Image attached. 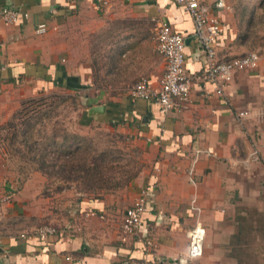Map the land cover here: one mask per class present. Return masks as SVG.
<instances>
[{
    "label": "crops",
    "instance_id": "obj_1",
    "mask_svg": "<svg viewBox=\"0 0 264 264\" xmlns=\"http://www.w3.org/2000/svg\"><path fill=\"white\" fill-rule=\"evenodd\" d=\"M198 1L221 24L216 60L255 52L253 40L264 38L263 4ZM93 2L0 0V10L12 6L28 14L14 25L0 22V126L18 107L16 96L77 93L88 116L117 123L144 148L146 167L123 189L85 196L70 181L49 183L39 171L14 175L0 153V264H263L264 57L257 69L235 73L223 95H205L197 79L205 56L176 0ZM126 21L130 26L114 30L111 47L106 43L113 56L105 73L133 76L109 85L123 96L107 97L94 85L92 39ZM156 21L184 37L191 77L188 105L169 113L123 93L142 77L156 85L164 74L152 34ZM40 23L47 25L44 35L35 33ZM96 107L104 111L91 112ZM254 150L257 162L250 161ZM143 188L151 196L142 225L136 237L124 238L123 215ZM45 224L56 235L34 238ZM197 225L205 229L203 253L191 259L189 232Z\"/></svg>",
    "mask_w": 264,
    "mask_h": 264
},
{
    "label": "rangeland",
    "instance_id": "obj_2",
    "mask_svg": "<svg viewBox=\"0 0 264 264\" xmlns=\"http://www.w3.org/2000/svg\"><path fill=\"white\" fill-rule=\"evenodd\" d=\"M240 1L247 5H264V0ZM127 26H130L127 21L123 24L116 22L112 29L110 27L107 36L97 35L92 39L90 53L93 55L94 85L107 90V97L122 93L109 86L114 80H119L120 77L131 80L133 76L124 71L115 76L111 71L105 73L113 56L111 50L109 53L105 51L106 43L111 47L114 30L121 27L125 29ZM151 27L154 36V24L151 23ZM257 30L261 31L258 28ZM251 47L261 58L264 57L263 37L255 38ZM133 85L123 89L126 96ZM13 102L18 103V107L0 126V153L7 171L18 177L39 171L49 183L59 180L66 182L68 174L59 173L60 165L65 162L62 159L65 153L79 148V153L76 154L78 157L66 161L70 166L78 164L76 160L82 154L83 158H87L86 167L91 166L94 158L103 155L101 158L104 159H97L101 173L97 174L96 180L70 181V184L74 185L72 190L80 195L98 196L123 189L134 179L131 178L133 175L137 176L146 167L144 148L137 145L117 123L104 116H88L80 94L53 90L28 97L16 96ZM40 156H44L46 164L43 171L38 169L39 163L36 160ZM57 157L59 159H56ZM79 176L83 175L71 174L74 179Z\"/></svg>",
    "mask_w": 264,
    "mask_h": 264
},
{
    "label": "built area",
    "instance_id": "obj_3",
    "mask_svg": "<svg viewBox=\"0 0 264 264\" xmlns=\"http://www.w3.org/2000/svg\"><path fill=\"white\" fill-rule=\"evenodd\" d=\"M176 2L191 17L194 24V37L205 56V66L197 78L205 95L211 93L223 95L235 73L258 68L261 56L257 52H250L225 61L216 60L214 43L221 30L218 19L210 15L208 8L201 5L198 0H176ZM93 3L95 6H106L108 0H94ZM217 6L224 7L223 1L219 0ZM27 18V13L12 6H3L0 10V22L6 26L17 24L21 19ZM47 31L45 23L38 24L35 29L37 35H44ZM154 40L155 51L165 63L164 74L156 85L145 77L140 78L131 88L129 96L132 101L153 102L163 113L185 108L189 103L191 85V77L184 69L185 39L182 35L174 32L169 24L156 21ZM243 115V113L240 114V116ZM258 160L259 154L254 150L250 161L257 162ZM150 196L151 192L147 188H143L131 207L125 211L120 224L124 238L137 236ZM56 233L57 230L52 226H41L32 232V236L44 241L55 236ZM21 237H25L24 234ZM204 240L205 229L202 226L197 225L189 232V258L195 259L202 256ZM143 242L147 246H152L148 240Z\"/></svg>",
    "mask_w": 264,
    "mask_h": 264
},
{
    "label": "trees",
    "instance_id": "obj_4",
    "mask_svg": "<svg viewBox=\"0 0 264 264\" xmlns=\"http://www.w3.org/2000/svg\"><path fill=\"white\" fill-rule=\"evenodd\" d=\"M66 137V136H65ZM75 138V137H74ZM77 139V137H76ZM64 141H62V147H64ZM69 149V147H68ZM79 153V148H76L75 151H70V152H67L64 154V158L62 159L63 161V164L60 165L59 167V173L61 174H68V181H74V180H78V179H82L84 182L86 180H96L97 178V174L98 173H101L100 172V167L99 165L97 164L98 161H102L103 159L101 157H103V155L99 156L98 158H94L93 159V162H91V166L89 167H86V160L87 158H83V154L80 155V157L76 160L78 164H76L75 166H70V164H67V160H71V159H76V157H78L76 154ZM84 156H86L84 154ZM43 157L44 156H40L39 158H37V163H39L38 165V169H40L41 171L44 170V168L46 167V164L43 160ZM56 159H59L58 157ZM98 159V161H97ZM46 173V172H45ZM44 173V174H45ZM74 173H79V174H82L83 176H79L77 178H72L71 177V174H74ZM47 174V173H46ZM136 177V174L133 175L131 178H135Z\"/></svg>",
    "mask_w": 264,
    "mask_h": 264
},
{
    "label": "water",
    "instance_id": "obj_5",
    "mask_svg": "<svg viewBox=\"0 0 264 264\" xmlns=\"http://www.w3.org/2000/svg\"><path fill=\"white\" fill-rule=\"evenodd\" d=\"M104 111V108H99V107H96V108H92L91 109V112H103Z\"/></svg>",
    "mask_w": 264,
    "mask_h": 264
}]
</instances>
